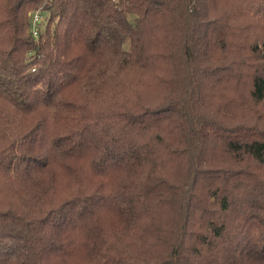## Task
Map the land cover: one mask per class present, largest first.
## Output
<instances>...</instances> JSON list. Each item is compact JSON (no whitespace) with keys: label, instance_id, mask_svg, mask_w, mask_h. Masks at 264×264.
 Here are the masks:
<instances>
[{"label":"trees","instance_id":"obj_1","mask_svg":"<svg viewBox=\"0 0 264 264\" xmlns=\"http://www.w3.org/2000/svg\"><path fill=\"white\" fill-rule=\"evenodd\" d=\"M0 264H264V0H0Z\"/></svg>","mask_w":264,"mask_h":264},{"label":"built area","instance_id":"obj_2","mask_svg":"<svg viewBox=\"0 0 264 264\" xmlns=\"http://www.w3.org/2000/svg\"><path fill=\"white\" fill-rule=\"evenodd\" d=\"M42 15L36 11L32 15V34L36 37L38 33L37 24L41 21Z\"/></svg>","mask_w":264,"mask_h":264}]
</instances>
